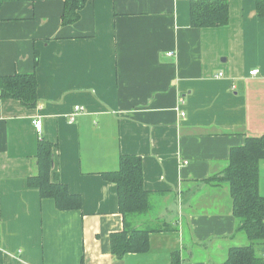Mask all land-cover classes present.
Instances as JSON below:
<instances>
[{
	"label": "crops",
	"instance_id": "0c3cea01",
	"mask_svg": "<svg viewBox=\"0 0 264 264\" xmlns=\"http://www.w3.org/2000/svg\"><path fill=\"white\" fill-rule=\"evenodd\" d=\"M193 1L91 0L63 26L62 0H0V76L37 82L34 109L0 99V264H171L174 253L181 264H220L249 244L227 184L205 180L247 138L264 137V17L256 0H228L226 26L192 28ZM75 106L84 112L71 123ZM41 140L54 145L51 180L80 197V210L60 211L28 186ZM122 155L141 159L150 202L127 228L170 230L117 259L110 237L124 220L101 174Z\"/></svg>",
	"mask_w": 264,
	"mask_h": 264
},
{
	"label": "trees",
	"instance_id": "16d2710c",
	"mask_svg": "<svg viewBox=\"0 0 264 264\" xmlns=\"http://www.w3.org/2000/svg\"><path fill=\"white\" fill-rule=\"evenodd\" d=\"M61 24L76 23L80 11L91 0H62ZM256 13L264 17V0H256ZM229 22L228 0H195L190 7L192 28H219ZM0 99L19 102L26 109L37 103V82L34 74L0 76ZM54 145L46 140L37 144L36 175L28 179V186L36 189L42 199H52L60 211L81 209V199L70 194L67 187L51 180ZM264 159V137L247 138L243 146L230 151L228 166L221 175L206 181L218 186L225 183L231 199L232 214L236 218V232L243 233L249 244L232 247L220 264H264V197L258 192V165ZM104 181L117 188L119 211L124 230L110 237V252L117 259L125 255L146 253L151 233L169 231L165 224L143 229L127 228V220L144 215L150 210L148 192L143 186L142 161L133 155L119 157L118 169L101 174ZM55 177V175H54ZM126 226V227H125ZM171 264H181L179 253L172 255Z\"/></svg>",
	"mask_w": 264,
	"mask_h": 264
},
{
	"label": "built area",
	"instance_id": "2783aa9c",
	"mask_svg": "<svg viewBox=\"0 0 264 264\" xmlns=\"http://www.w3.org/2000/svg\"><path fill=\"white\" fill-rule=\"evenodd\" d=\"M169 55H170V54H169ZM257 74H258V70H252V71L249 73L250 76H256ZM218 76H219V77H222V74H219ZM82 112H84V109H83L82 107H80V106H75L74 109H73L72 114H71L70 117H69V121H70L71 123H73V122L75 121V117H76L77 115H79L80 113H82ZM33 125H34V128H35L36 132H37V133H40V132H41V128H42V124H41V122L38 121V120H35V121H33ZM263 258H264V255H263Z\"/></svg>",
	"mask_w": 264,
	"mask_h": 264
},
{
	"label": "rangeland",
	"instance_id": "374dc122",
	"mask_svg": "<svg viewBox=\"0 0 264 264\" xmlns=\"http://www.w3.org/2000/svg\"><path fill=\"white\" fill-rule=\"evenodd\" d=\"M227 186V185H226Z\"/></svg>",
	"mask_w": 264,
	"mask_h": 264
}]
</instances>
